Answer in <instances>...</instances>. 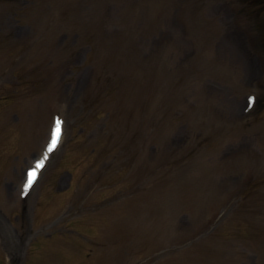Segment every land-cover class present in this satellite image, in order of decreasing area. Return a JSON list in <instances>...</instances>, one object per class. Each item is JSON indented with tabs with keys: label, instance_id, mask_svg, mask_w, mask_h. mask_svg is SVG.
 <instances>
[{
	"label": "rangeland",
	"instance_id": "rangeland-1",
	"mask_svg": "<svg viewBox=\"0 0 264 264\" xmlns=\"http://www.w3.org/2000/svg\"><path fill=\"white\" fill-rule=\"evenodd\" d=\"M261 71L230 0H0V264H264Z\"/></svg>",
	"mask_w": 264,
	"mask_h": 264
},
{
	"label": "snow or ice",
	"instance_id": "snow-or-ice-1",
	"mask_svg": "<svg viewBox=\"0 0 264 264\" xmlns=\"http://www.w3.org/2000/svg\"><path fill=\"white\" fill-rule=\"evenodd\" d=\"M249 103H250V105L252 103H254V98H250ZM61 135H62V121L57 120L56 124H55V128H54L52 136H51L50 144L48 146V152L49 153L54 152L57 149V147L60 143ZM46 159H47V157H44L41 160H39L36 163L35 168L28 173L27 183H26L25 188H24L25 194H27L28 190L34 184L36 177H37V171L44 167V161Z\"/></svg>",
	"mask_w": 264,
	"mask_h": 264
},
{
	"label": "trees",
	"instance_id": "trees-1",
	"mask_svg": "<svg viewBox=\"0 0 264 264\" xmlns=\"http://www.w3.org/2000/svg\"><path fill=\"white\" fill-rule=\"evenodd\" d=\"M244 4L249 8L254 19L264 12V0H244ZM261 27L264 29V22H261ZM262 45L264 49V41H262Z\"/></svg>",
	"mask_w": 264,
	"mask_h": 264
},
{
	"label": "bare ground",
	"instance_id": "bare-ground-1",
	"mask_svg": "<svg viewBox=\"0 0 264 264\" xmlns=\"http://www.w3.org/2000/svg\"><path fill=\"white\" fill-rule=\"evenodd\" d=\"M64 136H65V135H64ZM64 136H63V139H62V144H63V142H64V141H63V140H64ZM62 144H61V145H62ZM40 179H41V177H40ZM39 181H40V180H39Z\"/></svg>",
	"mask_w": 264,
	"mask_h": 264
}]
</instances>
